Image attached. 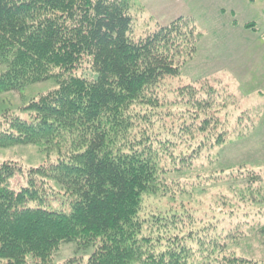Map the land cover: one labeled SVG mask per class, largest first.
<instances>
[{"label":"trees","instance_id":"trees-1","mask_svg":"<svg viewBox=\"0 0 264 264\" xmlns=\"http://www.w3.org/2000/svg\"><path fill=\"white\" fill-rule=\"evenodd\" d=\"M136 7V0H0V96L54 85L0 112V148L33 145L57 157L37 167L0 162V264L48 263L64 243L92 252L85 263L55 264H248L239 244L264 239V225L236 222L206 241L220 222L196 220L184 206L233 197L230 180H241L244 166L182 181L173 174L211 164L255 121L215 75L183 78L201 37L191 20L178 17L135 39ZM230 96L232 111L223 107ZM56 197L67 207L46 209ZM152 197H166L167 207L153 198L142 210Z\"/></svg>","mask_w":264,"mask_h":264},{"label":"rangeland","instance_id":"rangeland-1","mask_svg":"<svg viewBox=\"0 0 264 264\" xmlns=\"http://www.w3.org/2000/svg\"><path fill=\"white\" fill-rule=\"evenodd\" d=\"M229 1L231 4L237 5L235 0ZM252 1L254 8L256 0ZM136 2L138 7H136L137 11L133 12L135 14V18L132 25V32L129 35H132L133 38L138 39L143 37L156 25L165 26L156 18L155 15H153L150 10H148L147 5H144L140 0H136ZM225 2H227V0H157V3H160L162 11L175 17V19L178 17H183L191 20L199 32H201V37L196 44L194 56L188 60L182 68L183 78L186 81L195 82L215 75L216 78L224 81L227 87H229L230 93L233 94L238 101H240V105L238 106L251 111L253 116H251V118L253 121H255L253 127L247 135L237 140L233 139V141L220 146L217 151V159L211 164L196 165L192 169L178 171L177 173L173 174L174 179L182 181L188 178L193 179L194 177H204L207 175L216 174L228 169H236L242 166L246 167L245 174L241 180H230V190L226 189L227 185H224L222 182L217 184L219 185L218 189L223 191L221 193H227L229 190L228 194L233 197H228L227 200L218 199V201L215 202L211 201V205H209L210 199L208 197H205L203 201H198V203H196V201L184 202V206H187L186 208L193 212L194 219L196 218V220H203L205 217H208L212 218V221L218 220L220 222L219 225L214 228V231H205L208 237H205L206 241L212 240L215 235L219 234L216 232L217 229H220L221 227L224 229H229L230 226L236 222L239 224L246 222V225H242V227L245 226L244 229L258 228L261 225H264V202L261 200L264 198V88L259 92L256 91L245 95L243 92V87L241 88L240 86L238 76L232 73L227 67V65H229V61L222 58L229 52V55L232 56V60L236 61L239 59L238 55L234 56L233 53H231V51L225 46H217L219 44H223V41H221L220 38H218L216 41H211V35H209V29L207 25L208 10L210 8L218 9L219 3ZM247 2L251 5L250 0H247ZM255 13H257V10H255ZM239 16L238 22L241 23V20H245L246 18L250 17L251 14L248 10H243L240 11ZM251 22H253L256 26L257 24L260 26L258 31L263 35H260V38L264 41V22ZM260 38H257L259 44L261 41ZM234 39L237 46H239L238 50H242L243 47L244 49L245 47L247 48L248 44L256 43V40L245 39L243 36L239 35ZM208 40H210L212 44V48L209 51L216 55V58H213V60L208 59L207 56H205L206 53L201 55L198 52L199 48L202 47L203 42L206 41L208 43ZM261 45H263L264 49V42ZM213 61L215 64L214 71L210 70L212 67L211 64H208V62L212 63ZM53 88L54 85L52 83L42 82L30 85L25 88V90L20 92L3 94L0 96V112L11 108V110H18L31 99ZM226 104L231 106L230 110L232 111L237 102L233 96H230L229 100L223 105V107H225ZM176 107L178 109L180 108V110L184 109L183 105H177ZM218 107L219 106L213 108V110L215 109L216 111H213V113L215 112L214 114L220 117L223 110L221 107L218 109ZM250 123L251 122L247 121V126ZM244 126H246L245 123ZM237 133L238 132H236L235 135ZM52 155L56 154H48L47 152H44L37 146L33 145L15 146L7 149L0 148V162L15 161L24 167H37L39 165L46 164L51 160L57 159V157ZM196 189V191H207V189L203 187ZM213 192L216 194L219 193L216 190H213ZM153 198H160L161 202L164 200L168 203L169 201V199L166 197H152L150 200L145 201L142 210L147 208L149 202L152 201L151 199ZM188 198L189 197L184 199L186 200ZM164 201L162 204L167 207V204L164 203ZM66 203L67 201H64L63 198L56 197L48 202L45 208L49 210L56 208L64 209L67 207ZM171 205L178 207L180 202L174 201L171 203ZM167 210L170 211V208H155L156 214L165 213ZM238 213L240 215L234 216ZM228 218L229 220H227ZM209 225L210 224H205L203 227L206 228ZM193 248L195 251H198L199 249L198 246H193ZM239 248L242 250L241 253L245 255L248 264H264V239H261L260 237L247 236V238L239 244ZM78 249V246L74 243H64L59 246L56 252L53 253L51 262L40 263L36 259L30 257L27 258L26 264H55L62 263L71 258L83 259V263H85L86 258L88 257L87 254L91 253L92 251ZM206 254L207 251L205 248L202 250V247L200 246V251L198 252L199 260L206 256ZM214 255H218V253L215 252L213 256Z\"/></svg>","mask_w":264,"mask_h":264},{"label":"crops","instance_id":"crops-1","mask_svg":"<svg viewBox=\"0 0 264 264\" xmlns=\"http://www.w3.org/2000/svg\"><path fill=\"white\" fill-rule=\"evenodd\" d=\"M140 1H142L144 5H147L148 10H150L164 25L175 20V17L161 10L160 3H157V0ZM235 1L237 5L231 4L230 1L227 0L225 3H219L218 9L210 8L207 13V25L209 35H211V41H216L220 38L221 41H223V44L217 46H225L234 56L238 55L239 59L236 61L232 60V56L229 55V52L222 58L229 61L227 67L232 73L238 76L240 86L241 88L243 87V92L247 95L256 91L259 92L264 88V49L263 45H261L264 41L260 38V35L262 34L258 31L260 26L258 24L256 26L251 22H264V0H256L254 8L252 5L253 1H251L252 6L247 0ZM243 10H248L251 16L245 20H241L242 22L239 23L238 18L240 17V11ZM255 10H257V13H255ZM246 24H252L253 28H246ZM238 35L243 36L245 39L256 40V43L248 44L247 48L245 47L244 49L243 47L242 50H238L239 46H237L234 41V38ZM257 38L261 39V41L258 39L260 44L257 41ZM211 41L208 40V43L206 41L203 42L202 47L199 48L198 52L201 55L206 53L205 56H207L208 59L213 60V58H216V55L209 51L212 48ZM208 64H211L212 68H210V70L214 71V61L212 63L208 62Z\"/></svg>","mask_w":264,"mask_h":264}]
</instances>
